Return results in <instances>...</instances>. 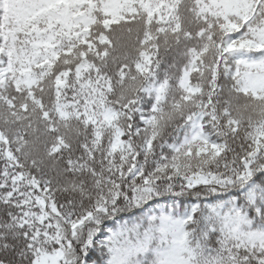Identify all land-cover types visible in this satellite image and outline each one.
<instances>
[{"label": "snow or ice", "instance_id": "1", "mask_svg": "<svg viewBox=\"0 0 264 264\" xmlns=\"http://www.w3.org/2000/svg\"><path fill=\"white\" fill-rule=\"evenodd\" d=\"M0 264H264V0H0Z\"/></svg>", "mask_w": 264, "mask_h": 264}]
</instances>
